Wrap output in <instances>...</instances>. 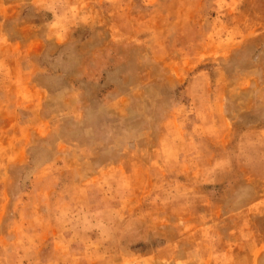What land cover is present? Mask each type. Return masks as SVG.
<instances>
[{
	"label": "rangeland",
	"instance_id": "obj_1",
	"mask_svg": "<svg viewBox=\"0 0 264 264\" xmlns=\"http://www.w3.org/2000/svg\"><path fill=\"white\" fill-rule=\"evenodd\" d=\"M0 264H264V0H0Z\"/></svg>",
	"mask_w": 264,
	"mask_h": 264
}]
</instances>
